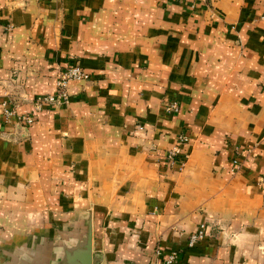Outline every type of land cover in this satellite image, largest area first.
Listing matches in <instances>:
<instances>
[{"label":"crops","instance_id":"0c3cea01","mask_svg":"<svg viewBox=\"0 0 264 264\" xmlns=\"http://www.w3.org/2000/svg\"><path fill=\"white\" fill-rule=\"evenodd\" d=\"M263 16L264 0H0V264H60L90 217L93 264H264ZM73 64L91 78L37 112ZM4 91L32 125L4 122Z\"/></svg>","mask_w":264,"mask_h":264},{"label":"built area","instance_id":"2783aa9c","mask_svg":"<svg viewBox=\"0 0 264 264\" xmlns=\"http://www.w3.org/2000/svg\"><path fill=\"white\" fill-rule=\"evenodd\" d=\"M193 6L195 7L199 1L202 0H191ZM209 2H213L215 0H205ZM264 18V16L262 17ZM13 26L10 25L8 27L9 30H12ZM91 78L90 73L84 69L82 66L78 64H73L64 68L57 80H56V91L54 93L39 95L34 98V108L37 112L42 111L47 106L59 105L61 103L69 101L70 92L69 87L71 82L73 81H86ZM164 111L166 113H178L180 112V104L178 101H169L166 102L164 107ZM3 118L6 123H9L12 118H16L20 124L23 126H30L34 123V117L30 114H19L15 108L11 106V104L4 100L3 101ZM139 129L144 131L145 127L143 125L139 126ZM190 141V135L187 132H181L179 135L178 143L171 148L166 157L170 166H178L180 170H182L187 164L190 154L183 150V146ZM233 170H238L240 166V161L238 158L234 160ZM264 180V178H262ZM209 225L205 222L201 223L198 228L190 234L188 245L190 247H194L201 243L208 236ZM157 254H160V251H157ZM178 258V253L173 251L166 259L165 264H173L176 262Z\"/></svg>","mask_w":264,"mask_h":264},{"label":"water","instance_id":"95a60500","mask_svg":"<svg viewBox=\"0 0 264 264\" xmlns=\"http://www.w3.org/2000/svg\"><path fill=\"white\" fill-rule=\"evenodd\" d=\"M60 264H93V228L89 218L85 231L80 237L65 242Z\"/></svg>","mask_w":264,"mask_h":264},{"label":"rangeland","instance_id":"374dc122","mask_svg":"<svg viewBox=\"0 0 264 264\" xmlns=\"http://www.w3.org/2000/svg\"><path fill=\"white\" fill-rule=\"evenodd\" d=\"M14 79L17 81V77H16L15 75L13 76V80H14ZM15 83H17V82H15ZM17 84H18V83H17ZM17 84H10V85H9V88L11 89V91L16 90ZM13 96H15L13 93H10L9 91H7V92L4 91L2 102H3L4 100L8 101V102L11 104V106L14 108V107H15V104H16V101H15V99L13 98ZM33 101H34V99H33ZM4 122H5V121H4ZM26 127H29V126H26Z\"/></svg>","mask_w":264,"mask_h":264}]
</instances>
